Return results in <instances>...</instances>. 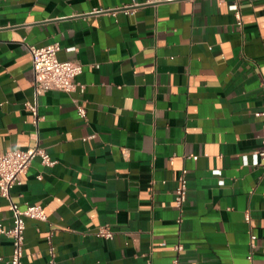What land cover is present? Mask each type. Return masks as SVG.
I'll use <instances>...</instances> for the list:
<instances>
[{
  "label": "crops",
  "instance_id": "obj_1",
  "mask_svg": "<svg viewBox=\"0 0 264 264\" xmlns=\"http://www.w3.org/2000/svg\"><path fill=\"white\" fill-rule=\"evenodd\" d=\"M133 1L0 0V151L38 145L56 160L36 157L11 192L47 214L26 218L22 264H264V0L113 12ZM55 42L83 71L36 99L29 45ZM0 222L13 224L2 195ZM11 252L3 234L0 264Z\"/></svg>",
  "mask_w": 264,
  "mask_h": 264
},
{
  "label": "built area",
  "instance_id": "obj_2",
  "mask_svg": "<svg viewBox=\"0 0 264 264\" xmlns=\"http://www.w3.org/2000/svg\"><path fill=\"white\" fill-rule=\"evenodd\" d=\"M139 4L134 0L130 4L113 9L123 10L130 13L135 10ZM95 11L106 12V9H98ZM238 23L242 25V13L239 9L236 10ZM61 45L58 42L51 43L45 46L29 45V51L32 56V64L34 70L33 89L35 98L41 94L57 89L70 92L77 88L76 76L83 71V66L80 63L72 60H62L58 56ZM84 88V85L82 86ZM27 107L31 110L34 116V122L38 123L40 115L38 112L37 100L34 102H27ZM78 112L81 116H86V108L83 105L78 106ZM257 116L263 118L264 121V99L260 110L256 112ZM255 154L264 156V133L262 137V147L258 149ZM40 157L43 164L53 165L56 163L50 154L44 148L36 145L26 149H11L7 151H0V195L10 200V206L13 211V224L6 228L0 222V241L1 236L8 235L12 239V252L7 259V264H22L25 246V229L26 218H33L38 220H47V214L42 204H28L26 207H21L12 199V189L16 184L22 182V176L28 171L31 162ZM245 160L247 159L244 156ZM187 169L182 170L179 175V183L175 192V203L182 208L187 200L188 178ZM249 219V216H247ZM97 235L110 238L113 236V230L109 226H101ZM254 245V244H253ZM175 249L181 251L183 244L178 243ZM53 252V247L51 248ZM145 264H152L149 258ZM173 264H180V258L176 257Z\"/></svg>",
  "mask_w": 264,
  "mask_h": 264
}]
</instances>
